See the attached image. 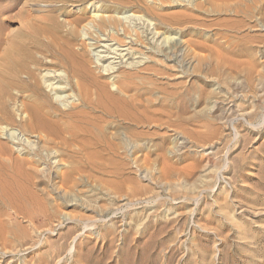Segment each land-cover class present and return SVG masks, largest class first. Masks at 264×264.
Masks as SVG:
<instances>
[{"label": "rangeland", "instance_id": "1", "mask_svg": "<svg viewBox=\"0 0 264 264\" xmlns=\"http://www.w3.org/2000/svg\"><path fill=\"white\" fill-rule=\"evenodd\" d=\"M58 1L59 20L161 18L179 44L146 54L158 74L138 75L142 125H108L103 169L42 160L20 180L36 202L0 195V264H264V0Z\"/></svg>", "mask_w": 264, "mask_h": 264}, {"label": "bare ground", "instance_id": "2", "mask_svg": "<svg viewBox=\"0 0 264 264\" xmlns=\"http://www.w3.org/2000/svg\"><path fill=\"white\" fill-rule=\"evenodd\" d=\"M65 1L58 2L64 5ZM3 2L6 6L1 7ZM56 5L52 0H0V9L12 13L2 20L0 12V195L11 205L16 200L15 188L18 200L37 201L20 180L28 184L42 160L54 164L66 157L72 162L80 155L67 174L103 169L100 160L115 148L109 141L114 133L108 136V125H142L139 82L143 76L138 75L158 74L153 66H144L146 54L158 55L164 39L170 41L165 52L173 57L179 44L174 38H161V18L154 22L137 13L123 18L95 13L87 21L69 15L59 20ZM143 8L155 14L152 7ZM14 16L17 27L6 32ZM175 19V15L169 17ZM86 39L93 42L82 43ZM8 101H13L15 115ZM3 124L15 125L18 133ZM1 140L15 145V156ZM8 169L10 178L4 182Z\"/></svg>", "mask_w": 264, "mask_h": 264}]
</instances>
